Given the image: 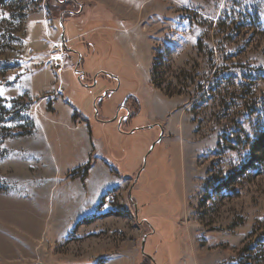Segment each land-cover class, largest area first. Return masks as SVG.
<instances>
[{
    "label": "rangeland",
    "instance_id": "374dc122",
    "mask_svg": "<svg viewBox=\"0 0 264 264\" xmlns=\"http://www.w3.org/2000/svg\"><path fill=\"white\" fill-rule=\"evenodd\" d=\"M66 2L0 6V264H264V0Z\"/></svg>",
    "mask_w": 264,
    "mask_h": 264
},
{
    "label": "trees",
    "instance_id": "16d2710c",
    "mask_svg": "<svg viewBox=\"0 0 264 264\" xmlns=\"http://www.w3.org/2000/svg\"><path fill=\"white\" fill-rule=\"evenodd\" d=\"M8 0H0V6H2V5H4L6 2H7ZM68 1H70L71 3H73L75 0H73V1H71V0H67V2ZM66 2V3H67ZM69 4V3H68ZM67 5V4H66ZM50 9H52V8H50ZM62 13H64V14H67V11L64 9V10H62L61 11ZM109 96V93L106 95V97H108ZM103 99H101V105L103 104ZM123 104H128V105H130L129 107V114L128 115H126V117H127V121H126V123H123V121H122V123H121V126H120V128H117V125L116 124H118V122H119V116H120V113H121V109H118L117 111L119 112V116L117 117V119L115 120V129L117 130V136H115L116 138H119L120 137V134H126V135H128V134H131L130 133V131L131 130H133V128H130L129 129V131H127V132H123V130H124V128L122 127V125L123 124H125V125H131L130 123L133 121V119L135 118V117H138L139 116V114H140V112L142 111L141 110V102H140V100H138V99H136L134 96H128V97H126L125 98V100L121 103V105H120V107H123L124 105ZM119 107V108H120ZM128 108V107H127ZM127 108L125 107V110H127ZM123 109V108H122ZM2 112L4 113V114H7V109H6V107L5 106H2ZM76 113H77V115L78 114H80L79 112H77L76 111ZM80 116H81V114H80ZM98 117V116H97ZM99 122H101V121H99ZM103 123V122H102ZM31 126L33 127V123L31 124ZM104 129V128H103ZM135 131L136 130H140V129H138V128H136V129H134ZM5 131H6V134L5 135H3V138H5V136H7V137H10V136H12V133H8V135H7V127H5ZM134 131V132H135ZM30 132H32V131H29V133ZM104 132H106V130L104 131ZM29 133H21L19 136H22V135H25V134H29ZM106 142V145L108 146V147H110V144H109V141H105ZM108 143V144H107ZM258 146L260 147V146H263L262 147V149L264 148V131L259 135V137L257 138V140L254 142V144H253V146H252V148H253V150H256L255 148H258ZM150 148V147H149ZM154 152V151H153ZM152 152V153H153ZM151 153V154H152ZM112 156L113 157H115L116 155H114V154H112ZM150 156V155H149ZM149 156H148V158H149ZM147 161H148V159H147ZM142 165H143V157H142V159H141V164H140V166L138 167V170H137V172L142 168ZM143 172V171H142ZM141 172V173H142ZM138 183V182H137ZM137 199V198H136ZM138 200V199H137ZM174 224H176V223H174ZM162 229H163V226H160ZM173 232V235H175L174 237H175V239L174 240H177V239H179L178 237H177V233H176V230L175 231H172ZM156 235H157V230H156V232L154 233V235L153 236H151L150 237V239H149V241L146 243V250L148 251V252H150L151 253V255H155L156 254V252H157V250H155L156 249ZM178 243V242H177ZM151 249V250H150ZM152 249H153V251H152Z\"/></svg>",
    "mask_w": 264,
    "mask_h": 264
},
{
    "label": "water",
    "instance_id": "95a60500",
    "mask_svg": "<svg viewBox=\"0 0 264 264\" xmlns=\"http://www.w3.org/2000/svg\"><path fill=\"white\" fill-rule=\"evenodd\" d=\"M62 39H63V41H64V43H65V40H64V34L62 35ZM77 65H79V63L77 64ZM117 118H115V119H113L112 121H115ZM159 126H161L160 124H158ZM120 126H121V122L119 123V128H120ZM155 126V124H152V125H150V126H148V128H153ZM161 129H162V134H161V137L159 138V139H157L153 144H152V146H151V148H150V150H149V152H148V154H150L151 152H152V150L154 149V147H155V145L162 139V137H163V134H164V130H163V128L161 127ZM135 130H133L132 132H134ZM148 154L145 156V158H144V166L142 167V170L144 169V167H145V165H146V160H147V156H148ZM140 174H141V172H139L138 173V175H137V179L136 180H138V177L140 176ZM145 242H146V237H145V239H144V241H143V244H142V253L144 254L145 253ZM149 257H151L150 255H149ZM152 259H153V257H151Z\"/></svg>",
    "mask_w": 264,
    "mask_h": 264
},
{
    "label": "flooded vegetation",
    "instance_id": "af4514ba",
    "mask_svg": "<svg viewBox=\"0 0 264 264\" xmlns=\"http://www.w3.org/2000/svg\"><path fill=\"white\" fill-rule=\"evenodd\" d=\"M66 11H68V10H66ZM72 13H75V12H72ZM71 13V14H72ZM72 53H74V51H72ZM123 107H125V106H123ZM118 114H119V112H118ZM144 221L147 223V224H149V226L152 228V225L148 222V220H146V219H144ZM143 222V221H142ZM151 258V257H150ZM152 261H153V263H154V259H152Z\"/></svg>",
    "mask_w": 264,
    "mask_h": 264
},
{
    "label": "crops",
    "instance_id": "0c3cea01",
    "mask_svg": "<svg viewBox=\"0 0 264 264\" xmlns=\"http://www.w3.org/2000/svg\"><path fill=\"white\" fill-rule=\"evenodd\" d=\"M62 101H63V100H62ZM63 102H64V101H63ZM122 121H123V120H122ZM90 132H91V131H90ZM91 135H92V137H93V132H91ZM99 140L102 141L103 143L105 142L103 138H100Z\"/></svg>",
    "mask_w": 264,
    "mask_h": 264
},
{
    "label": "bare ground",
    "instance_id": "6f19581e",
    "mask_svg": "<svg viewBox=\"0 0 264 264\" xmlns=\"http://www.w3.org/2000/svg\"><path fill=\"white\" fill-rule=\"evenodd\" d=\"M47 181H48V179H47ZM48 183V182H47Z\"/></svg>",
    "mask_w": 264,
    "mask_h": 264
}]
</instances>
